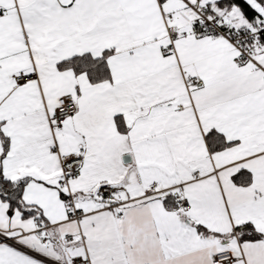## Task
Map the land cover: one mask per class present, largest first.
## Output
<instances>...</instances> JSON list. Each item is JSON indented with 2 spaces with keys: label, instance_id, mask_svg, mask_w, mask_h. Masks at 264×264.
Here are the masks:
<instances>
[{
  "label": "snow or ice",
  "instance_id": "6c2138e0",
  "mask_svg": "<svg viewBox=\"0 0 264 264\" xmlns=\"http://www.w3.org/2000/svg\"><path fill=\"white\" fill-rule=\"evenodd\" d=\"M0 264H264V0H0Z\"/></svg>",
  "mask_w": 264,
  "mask_h": 264
}]
</instances>
